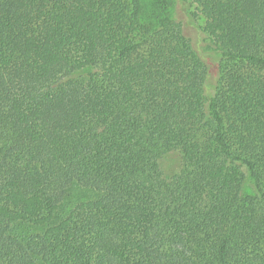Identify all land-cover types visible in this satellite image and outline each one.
<instances>
[{
    "label": "trees",
    "instance_id": "obj_1",
    "mask_svg": "<svg viewBox=\"0 0 264 264\" xmlns=\"http://www.w3.org/2000/svg\"><path fill=\"white\" fill-rule=\"evenodd\" d=\"M0 264H264V0H0Z\"/></svg>",
    "mask_w": 264,
    "mask_h": 264
},
{
    "label": "rangeland",
    "instance_id": "obj_2",
    "mask_svg": "<svg viewBox=\"0 0 264 264\" xmlns=\"http://www.w3.org/2000/svg\"><path fill=\"white\" fill-rule=\"evenodd\" d=\"M191 32L195 34L197 33V29L195 27L191 28ZM180 168H181V159L177 154L170 155L163 162V169L169 174L179 171Z\"/></svg>",
    "mask_w": 264,
    "mask_h": 264
}]
</instances>
